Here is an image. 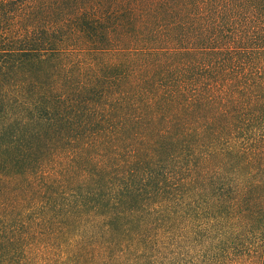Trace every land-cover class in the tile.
I'll use <instances>...</instances> for the list:
<instances>
[{
	"label": "trees",
	"instance_id": "obj_1",
	"mask_svg": "<svg viewBox=\"0 0 264 264\" xmlns=\"http://www.w3.org/2000/svg\"><path fill=\"white\" fill-rule=\"evenodd\" d=\"M0 264H264V0H0Z\"/></svg>",
	"mask_w": 264,
	"mask_h": 264
}]
</instances>
